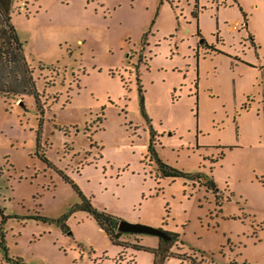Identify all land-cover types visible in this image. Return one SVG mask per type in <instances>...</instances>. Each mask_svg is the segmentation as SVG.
<instances>
[{
    "label": "rangeland",
    "instance_id": "rangeland-1",
    "mask_svg": "<svg viewBox=\"0 0 264 264\" xmlns=\"http://www.w3.org/2000/svg\"><path fill=\"white\" fill-rule=\"evenodd\" d=\"M198 1L13 0L37 96L24 66L0 93V264H154L74 184L179 234L165 264H264V0Z\"/></svg>",
    "mask_w": 264,
    "mask_h": 264
},
{
    "label": "trees",
    "instance_id": "trees-1",
    "mask_svg": "<svg viewBox=\"0 0 264 264\" xmlns=\"http://www.w3.org/2000/svg\"><path fill=\"white\" fill-rule=\"evenodd\" d=\"M199 1L196 0V6L195 8L198 9ZM12 5H13V0H0V20L1 22H5L4 26L0 27V40L1 38L4 39V44L6 47H3L2 43L0 42V93L4 92L5 90H12L11 87V82L14 78L17 77L16 72L22 73V66L25 67L26 71L23 74V76L26 75V77L29 80V85L27 86L28 92L35 93L37 96V93L35 92V84H31L29 70L28 67L26 66V58L23 53V43L20 40V37L16 31V28L14 27L13 24H11V12H12ZM238 7L244 17V23H246L247 18H246V13L243 10V8L238 4ZM193 16L195 18L198 17V12H193ZM218 27V25H217ZM198 36L200 37L201 41L200 43L202 45H208L206 40L202 36V32L200 29H197ZM253 43L254 40L252 39ZM6 72V74L4 73ZM31 85V87H30ZM24 91V90H22ZM151 152V149L149 150ZM149 152V153H150ZM165 167L174 170L164 163H160V168L162 171L165 173ZM176 174H180L179 172H175ZM184 175L183 173H181ZM74 188L78 191L80 198L82 199V206L81 209L84 211L88 212L100 225V227L105 231V233L108 235L110 241L118 246H122L123 248L125 247H132L133 249L136 250H143V251H148L154 254V264H165V262L168 260L170 257H179V254H174L172 252L171 248L179 241L180 235L177 233H172L168 231H164L168 235V239L160 238V243L159 246L155 249H150L146 248L142 245H140L138 242L136 243H127L126 241H123L121 238L123 235L126 233L121 232L118 229V225L120 218L107 213L106 211H100L96 209L90 198L86 197L82 191L78 188L77 185L74 184ZM78 207H80L78 205ZM67 216L64 215L62 217V220L66 221ZM65 229H69L67 224L64 225ZM123 251L119 253L121 255ZM19 261H22L21 259H18ZM135 260V258H134ZM19 263V262H17Z\"/></svg>",
    "mask_w": 264,
    "mask_h": 264
},
{
    "label": "water",
    "instance_id": "water-1",
    "mask_svg": "<svg viewBox=\"0 0 264 264\" xmlns=\"http://www.w3.org/2000/svg\"><path fill=\"white\" fill-rule=\"evenodd\" d=\"M118 229L124 233H133V234L149 233V234L157 235L160 238H164V239L169 238L168 235L161 229L142 223L129 222L124 219L120 220Z\"/></svg>",
    "mask_w": 264,
    "mask_h": 264
},
{
    "label": "crops",
    "instance_id": "crops-1",
    "mask_svg": "<svg viewBox=\"0 0 264 264\" xmlns=\"http://www.w3.org/2000/svg\"><path fill=\"white\" fill-rule=\"evenodd\" d=\"M235 2V1H234ZM218 28V27H217ZM218 30H220V25H219V29ZM128 236V235H127ZM126 235L125 236H123V238L125 239V237H127ZM118 246V245H117ZM121 248H123L122 246H121ZM129 249H132L133 251H135L136 249H133V248H129ZM128 252V251H127ZM146 252V251H145ZM148 252V251H147ZM132 255H134V253L132 252L131 253ZM135 256V255H134ZM135 258H137V255L135 256Z\"/></svg>",
    "mask_w": 264,
    "mask_h": 264
}]
</instances>
